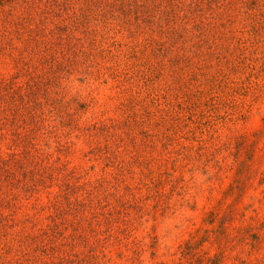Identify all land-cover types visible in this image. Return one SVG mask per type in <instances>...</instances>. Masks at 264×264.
Wrapping results in <instances>:
<instances>
[{
  "label": "rangeland",
  "instance_id": "obj_1",
  "mask_svg": "<svg viewBox=\"0 0 264 264\" xmlns=\"http://www.w3.org/2000/svg\"><path fill=\"white\" fill-rule=\"evenodd\" d=\"M129 3L63 54L19 37V85L39 103L29 152L65 164L73 197L93 190L72 264H264V0Z\"/></svg>",
  "mask_w": 264,
  "mask_h": 264
},
{
  "label": "trees",
  "instance_id": "obj_2",
  "mask_svg": "<svg viewBox=\"0 0 264 264\" xmlns=\"http://www.w3.org/2000/svg\"><path fill=\"white\" fill-rule=\"evenodd\" d=\"M9 1L13 4L5 9L4 0H0V63L13 68L12 72L0 73V143L5 142L7 149L0 151V264H72L75 240L79 239L81 228L80 216L85 206L94 201L93 190L86 191L84 198L73 197L74 186L65 164L60 165L57 157V163L50 160V164L38 168L39 157L29 152V147L34 146L35 129L39 128H35L39 103L36 83L27 80L24 89L19 85V63L28 64L19 53V37L26 33L28 53L36 47L42 48L40 59H46L52 50L63 54V49L79 38L77 31L84 32L88 22H107L115 7L120 6L122 13L134 7L136 13H141L144 24L153 25V18L147 5L135 2L133 6L131 3L124 6L125 0H105L101 7L99 0ZM103 5L114 7L109 11ZM156 27V30L161 28ZM168 38L169 34V42ZM19 121L24 126L33 122L25 134L21 158ZM95 127L97 122H92L84 129L91 132ZM43 156L51 155L43 151ZM19 171L30 175L27 185L19 181ZM22 185L27 189L20 195ZM52 185L57 189H51ZM42 189L46 199L39 200L36 196L27 210L25 202ZM23 207L26 210L22 211Z\"/></svg>",
  "mask_w": 264,
  "mask_h": 264
}]
</instances>
